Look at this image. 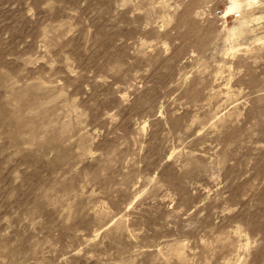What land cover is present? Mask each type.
I'll return each mask as SVG.
<instances>
[{
  "label": "rangeland",
  "instance_id": "1",
  "mask_svg": "<svg viewBox=\"0 0 264 264\" xmlns=\"http://www.w3.org/2000/svg\"><path fill=\"white\" fill-rule=\"evenodd\" d=\"M230 1L0 0V264H264V0Z\"/></svg>",
  "mask_w": 264,
  "mask_h": 264
},
{
  "label": "bare ground",
  "instance_id": "2",
  "mask_svg": "<svg viewBox=\"0 0 264 264\" xmlns=\"http://www.w3.org/2000/svg\"><path fill=\"white\" fill-rule=\"evenodd\" d=\"M240 8H241V3L239 2V0H231L230 4L228 5L227 12H228V14L240 12L239 11ZM225 14H226V12H225Z\"/></svg>",
  "mask_w": 264,
  "mask_h": 264
},
{
  "label": "built area",
  "instance_id": "3",
  "mask_svg": "<svg viewBox=\"0 0 264 264\" xmlns=\"http://www.w3.org/2000/svg\"><path fill=\"white\" fill-rule=\"evenodd\" d=\"M240 15H241V14H240L239 12L235 13V14H234V18H236V19H237V18H239V17H240Z\"/></svg>",
  "mask_w": 264,
  "mask_h": 264
}]
</instances>
